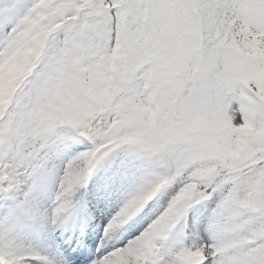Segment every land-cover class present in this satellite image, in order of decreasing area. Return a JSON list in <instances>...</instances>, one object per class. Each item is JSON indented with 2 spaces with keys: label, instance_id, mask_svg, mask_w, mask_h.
<instances>
[{
  "label": "snow or ice",
  "instance_id": "1",
  "mask_svg": "<svg viewBox=\"0 0 264 264\" xmlns=\"http://www.w3.org/2000/svg\"><path fill=\"white\" fill-rule=\"evenodd\" d=\"M0 264H264V0H0Z\"/></svg>",
  "mask_w": 264,
  "mask_h": 264
}]
</instances>
